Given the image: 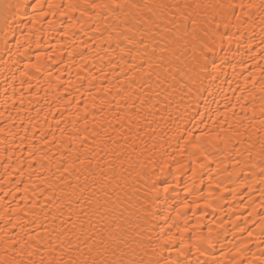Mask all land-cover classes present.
I'll return each instance as SVG.
<instances>
[{
    "label": "snow or ice",
    "instance_id": "obj_1",
    "mask_svg": "<svg viewBox=\"0 0 264 264\" xmlns=\"http://www.w3.org/2000/svg\"><path fill=\"white\" fill-rule=\"evenodd\" d=\"M83 7L100 9L106 17L118 22H105L103 32L97 25L95 32L101 34L99 43L107 45L100 48L104 56L97 52V58L103 61L107 57L105 67L118 70V77L113 79L117 80V95L124 103L110 110L111 119L104 117L106 106L102 104L101 118L93 116L91 127L85 106L80 117L82 128L73 126V134L59 144L60 148L65 145L67 148L57 162L53 181L47 184L50 194L47 199L53 207L38 209L35 203L26 206L31 212V223L40 231L0 241L3 245L0 264H192L185 254L190 247L200 255H214L216 245L210 236L197 237V246L185 244L182 236L173 234L172 229L179 230V225L172 216H157L144 204L167 203L169 189L177 179L170 170L171 182L164 174L171 167L170 161L182 171L185 161L179 157L187 154L189 163L197 166L195 174L205 167L214 152L241 157L244 153L240 145L248 144L249 158L259 147L258 162L250 171L255 176L259 170L261 187L257 191L262 197L260 207L264 209V0H112L104 4L85 3ZM29 8L34 15L28 16V20L34 23L40 17L56 15L54 9L77 10L81 5L0 0V46L5 55L12 53L9 43L10 37L16 36L17 17L26 15ZM230 28L236 31L225 39L223 30ZM241 42L244 50L239 60H235L236 53L235 62L228 60L227 53L217 56V49L225 43L229 50L236 44L239 52ZM13 47L19 51V40ZM9 62L4 60L6 67ZM226 62L232 71L230 81L221 79L226 76L223 68ZM238 66L247 74L242 75ZM23 75L27 76V71ZM225 83L229 91H239L240 95L229 96L223 90ZM174 93L178 98H174ZM217 95L223 109L216 102ZM208 97L216 104L215 109L209 108ZM241 128H245L247 140L234 143L242 134ZM3 132L5 127H0V133ZM50 135L56 139L54 133ZM254 135L257 138L252 143ZM145 136L148 141L142 139ZM44 140L47 142V137ZM173 142V150L168 152L164 145L172 147ZM149 147L161 150L160 163L153 151L147 163L141 164ZM30 157L37 159L41 167L43 159H51L46 155L37 158L33 153ZM133 169H147L141 178L148 185L142 212L137 213L135 220L126 215L128 209L121 198L126 187L121 181H126L125 173L131 176ZM137 175L141 176V172L137 171ZM258 215L264 217V211ZM159 220L165 226L157 224ZM12 227H20L23 233L24 225ZM252 235L249 230L248 236ZM260 235L264 237V227ZM257 247L260 255L252 253L254 259L245 258L242 262L240 257L247 251L243 249L227 264H264V240ZM13 249H17L15 256H27V261L5 259ZM34 256L39 259H33ZM195 264H222V261L215 258L202 261L197 257Z\"/></svg>",
    "mask_w": 264,
    "mask_h": 264
},
{
    "label": "bare ground",
    "instance_id": "obj_2",
    "mask_svg": "<svg viewBox=\"0 0 264 264\" xmlns=\"http://www.w3.org/2000/svg\"><path fill=\"white\" fill-rule=\"evenodd\" d=\"M43 2L79 4L81 8L54 9L56 15L40 17L34 23H29L28 16L34 15L29 8L26 15L17 17L16 36L14 39L10 37L9 43V48L12 49L11 56L5 55V50L0 46V127H5V132L0 133V241L40 231L31 223V212L27 211L26 206L30 207L35 203L38 209L47 210L53 207L47 199L50 195L47 184L53 181L57 162L67 148V145L60 148L59 144L73 134V126L82 128L83 121L80 117L84 114L85 106L91 127L93 116L97 120L101 118L102 104L106 106L104 117L111 119V111L115 110L117 104L124 103L117 95L119 89L117 80L113 79L114 76L118 77V70L112 71L105 67L107 57L103 61L97 58V52L104 56L100 48H106L107 45L99 43L101 34L95 32L97 25L101 26L103 32L105 22L112 24L118 22L111 16L106 17L100 9L83 7L85 3L104 4L111 3L112 0H43ZM82 12L85 14L82 15ZM223 31L227 39V36L236 29ZM255 31L258 34L259 27H256ZM16 40L20 42L18 52L13 47ZM243 50V42L239 45V52L236 44H232L229 50V45L225 43L223 48L217 49V56L227 53L228 60L233 61V54L236 53L235 60H239ZM4 60L10 61L7 67ZM33 65L35 67H32ZM223 68L226 76L221 79L230 81L232 71L229 64L226 62ZM25 71L28 73L27 76L23 75ZM238 71L242 75L247 74L239 66ZM91 76L97 79H92ZM232 87L235 88L236 85L232 84ZM223 90L229 96L240 95L239 91L235 93L229 91L227 83L223 85ZM173 95L174 98H178L176 93ZM259 95L257 91V110L260 107ZM215 99L223 109L220 97L217 95ZM207 103L209 108L215 109L216 104L211 97L207 98ZM245 123L247 125V122ZM253 131L254 129H248V132ZM240 132L242 134L235 138L234 143L247 140L245 128H241ZM53 133L55 140L50 135ZM44 137H47V142ZM256 138L255 135L252 137V143H255ZM142 139L149 140L147 136ZM248 146L240 145V151L244 153L241 157H237L235 153L229 156L226 153L214 152L205 167L195 174L197 166L189 163L187 154L179 157L185 161L182 171H178V166L170 161L171 167L166 168L164 174L171 182L172 176L168 175L170 170L176 174L177 179L169 189L167 203L158 201L155 204H144L145 208L151 207L157 216L164 214L172 216L179 225V230L172 229L173 234L177 237L182 236L185 244L197 246V237H211L213 244L216 245L212 250L214 255H200L194 247L185 249V254L192 264H195L197 257L202 261L215 258L221 260L222 264H227L237 256L238 250L243 249L247 251L240 257L242 262L245 258L254 259L252 253L260 255L257 244L264 240L260 235V230L264 227L262 223L264 217L258 213L264 209L260 207L262 197L257 191L261 187L258 182L259 170H256L255 176L250 171L252 165L258 162L256 152L259 151V147L257 145L252 158H249L246 151ZM164 147L171 152L174 142L172 147L168 145ZM153 151L157 163L161 162V150H152L149 147V151L140 161L141 164L147 163V157ZM30 153L37 158L46 155L51 159H43L44 166L41 167L37 159L30 157ZM237 159L240 160L239 164L236 163ZM29 164L32 166L29 167ZM146 170L133 169L132 175L127 176L125 173L127 179L121 181L126 184L121 191L124 207L128 209L126 215L131 216L133 220L136 219L138 212H142L141 204L148 191L145 179L141 178L143 171ZM137 171L141 172V176L137 175ZM13 224L24 225L23 233L20 227H12ZM157 224L165 226L162 220L157 221ZM249 230L252 231V236H248ZM2 248L3 245L0 243V249ZM16 251L17 249H13L8 252L5 259L16 258L26 262L28 257L15 256ZM33 259L38 260L39 257L34 256ZM180 259L183 260L184 257Z\"/></svg>",
    "mask_w": 264,
    "mask_h": 264
}]
</instances>
